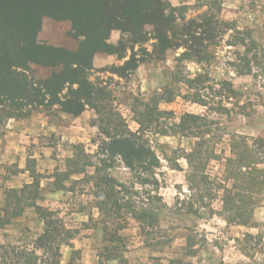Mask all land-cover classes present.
Returning <instances> with one entry per match:
<instances>
[{"label":"clouds","instance_id":"clouds-1","mask_svg":"<svg viewBox=\"0 0 264 264\" xmlns=\"http://www.w3.org/2000/svg\"><path fill=\"white\" fill-rule=\"evenodd\" d=\"M169 3L173 8L188 9L184 14L185 22L209 10V5L204 0H169ZM197 4L201 6L195 7ZM215 11L212 9V12ZM167 13L168 9H165V14ZM216 19L229 24L235 22V27H228L217 37L219 43L209 48L215 57L210 62L189 59L177 61L176 58L187 51L185 47L180 46L175 50L168 49L163 60L138 63L128 80L112 72H94L88 77V80L94 83L96 75L101 76L105 82L108 76H112L113 82L108 87L116 97L112 101L113 110L120 113L131 132L142 135L148 141L147 147L158 162L152 165L151 173H149L144 171L138 162H134V168L128 166L122 156L117 154L114 157L115 164L107 169L110 177L116 182L113 185L115 190L121 193L125 201L129 200V196L122 191L121 185L129 188L133 193H139L138 196H131L137 211L149 206V197H159V204L163 206L154 209L158 212L157 225L153 228L145 225V231L154 233L152 236L141 233L142 222L137 221L131 212H128L124 219L117 220L120 224L127 221V226L119 229L118 235L127 237L125 241L127 250L123 251L122 255L129 264H156L155 260L149 257H159V264H170V261L175 259H182L183 264H264V174L256 177L258 183L255 188L234 187L237 184L246 185L249 173L253 175L264 173V151H258L256 143L258 139L264 138V69L251 63V71L240 74L228 62L239 63L236 53L238 52L240 56L245 54L248 40L246 38L244 44L227 43L236 31L243 32L245 29H251V39L264 46V0H221V10L216 15ZM177 22H180L178 15ZM121 35L120 29H112L105 43L117 45ZM128 35L126 32L123 33L125 39ZM154 43L156 40L150 38L143 47L148 52H152ZM140 47V43L134 45L137 60L141 56ZM132 50L126 49L127 54L121 59H117L115 54L109 55L106 59L97 57L94 59V67L113 64L122 66L130 59ZM248 55L251 57L252 53ZM178 68L187 79H195L198 74L205 73L210 77L206 86L200 90V98L206 103L191 99L196 89L189 88L184 80H174L173 77ZM116 81L119 83L117 84ZM220 81H230L233 90L240 95H228L227 98L224 95H216V91L221 88ZM207 85L212 86L211 90ZM72 87L75 89L79 85L73 84ZM165 87L178 88L179 94L172 102L160 101L157 110L172 111L175 113L174 116L170 118L160 116L158 130H155L154 125L153 128L145 129L141 133L140 123L132 118L135 115L132 111L133 97L147 102L153 92L162 93ZM67 91L66 84L63 91L58 94L62 102L65 100L64 94ZM128 93H131V96H128ZM186 96L189 98L185 99ZM125 97H127L126 102ZM81 103L84 107L79 115L71 116L60 112V120H54L52 123L49 121L53 118L44 111H33L30 116L23 119L12 116L0 123V165L15 164L17 168L24 169L4 181L2 177L7 173L4 167H0V183H3L6 188L19 189L24 184L33 183L30 170L26 167L29 159L37 161L38 173L50 174L56 170L57 165L60 172L67 171L66 159L74 158L75 153L72 148L74 144H83L84 151L92 157V164L86 168L85 172L73 173L63 181L64 188H58L55 191L46 190V185L54 181V176H46L40 180L42 190L40 195L43 199H37L35 204L46 207L52 212L59 209L57 214L63 219L65 228L79 229L68 243L59 245V251L62 254L59 264H68L73 250H81V258L77 264H97V261L102 259L97 252L107 243L103 240L104 223H107L110 231L116 227V223L111 220L101 223L103 213L95 201L104 200L105 196L103 193L99 196L94 195L96 191L94 180L78 185L75 191L66 190L73 181L83 180L85 175H95L96 167L100 166L101 159L107 155V153H98L101 140H110V137L100 131L98 124L91 123L92 120L98 119L95 109L83 100ZM217 106H222L229 111L227 113L216 111ZM59 107V104L52 105L53 111ZM241 107H244L243 112L240 110ZM24 110L27 111V109ZM185 113L214 122L208 125L211 131L204 132L202 136L183 135L179 131H173V125L178 126ZM53 133L59 138L55 148L49 146L47 140L42 142L41 139ZM241 137L244 138L252 159L237 167L235 162L238 156L233 151L232 145L234 142H239ZM94 139L95 143H93ZM201 140L207 143L206 151H202L200 161L204 163V168L198 174L206 175L209 181H212L211 192L214 196L211 199L207 195L204 196L205 206H202L199 200L193 201L194 213L181 209L180 214H176L175 209L180 207L178 200L189 201L197 191L196 188L191 187L192 182L189 180V176L195 171L193 167L195 162L190 163L188 157ZM54 151L56 157L52 158ZM207 152H211L212 155H207ZM150 159L151 157L143 163L147 165ZM230 160L233 162L232 165H229ZM230 169L241 173L242 178L230 175ZM137 177L144 178L148 182L141 183ZM153 180L155 183L152 182ZM177 185L180 187L177 188ZM216 185H223V187ZM80 188L84 189L83 193L79 191ZM226 190H231L233 195L236 192H242L249 198L247 212L250 213V218L247 224L240 223L239 218L231 219L235 217L236 210L225 208L223 197ZM200 191L203 192L204 188L201 187ZM235 203L239 205L240 201L237 200ZM81 204L84 205V211L79 210ZM2 205L3 196L0 194V206ZM121 211L124 212L123 209ZM0 215L3 214L0 213ZM92 222L97 224L95 229L91 226L87 228L83 226ZM25 227L30 231H24ZM189 229H191L190 233ZM157 230L161 233L160 235H155ZM43 231L44 221L38 218L35 207L29 205L20 217L13 218L11 223L0 228V244L16 246L18 251L20 249L35 251L37 256H44V250L34 248L33 243ZM189 234L196 240V243L192 244V249L198 250L195 255L184 254ZM246 234H251L253 237L247 246L245 245ZM257 237H259L258 244ZM237 238H239V244ZM157 240H168L169 243L156 249L146 245V241L155 243ZM216 241L218 243H214ZM37 264L42 262L37 261ZM104 264H120V261L117 258L104 261Z\"/></svg>","mask_w":264,"mask_h":264},{"label":"trees","instance_id":"trees-1","mask_svg":"<svg viewBox=\"0 0 264 264\" xmlns=\"http://www.w3.org/2000/svg\"><path fill=\"white\" fill-rule=\"evenodd\" d=\"M165 9H168L167 15ZM177 11L178 8L171 7L168 0H0V123L12 116L27 118L33 110L52 108L53 104H59L61 111L77 116L83 111L81 100L100 113L103 107L105 109L103 101L108 94L90 82L88 77L95 69L93 61L97 54L124 57L125 32L129 34L128 42L134 46L148 40L150 32L146 26H152L151 35L156 40L158 57L164 56L170 48L183 46L187 49L184 59L198 57V62L204 61L205 56L200 50L203 39L194 36L193 28L198 27L194 20L184 22V18H179L182 23H178ZM45 17L71 22L69 35L80 39L77 50L40 42L38 35ZM208 28L211 26L208 25ZM112 29L122 32L117 45L105 43ZM203 34L205 39H210L206 31ZM32 65L52 68L53 71L46 78H37ZM137 65L138 61L132 57L124 66L115 67L112 71L123 77L128 70H135ZM66 84L68 91L62 102L58 94ZM73 84L79 87L74 89ZM106 148L111 158L120 154L128 166L134 168V162H138L148 169L143 161L151 157L152 152L137 133L129 131L111 136ZM149 161L152 162L151 159ZM104 180L107 185L115 184L110 176ZM99 208L106 218L112 217L115 212L111 211L116 210L105 203ZM130 212L139 221L151 219L154 215L150 211L142 212L141 216L137 210L131 209ZM19 215L16 212L13 217ZM42 220L44 231L36 239L34 248H42L45 255L37 256L35 251H18L16 246L0 244L2 264H37V261L59 264L62 255L59 245L68 243L75 232L65 228L63 219L55 212H43ZM69 264H73V259Z\"/></svg>","mask_w":264,"mask_h":264},{"label":"rangeland","instance_id":"rangeland-1","mask_svg":"<svg viewBox=\"0 0 264 264\" xmlns=\"http://www.w3.org/2000/svg\"><path fill=\"white\" fill-rule=\"evenodd\" d=\"M169 1V0H168ZM205 3L209 5V10L205 13H202L199 17L190 19L186 22H190L191 20H194L196 26L198 28H193L194 30V36L202 38V47L200 50L202 51V55H204V62H210L215 57L212 52L209 51V48H212L216 46L219 41L217 40V37L220 36L228 27H235V22H232L231 24L223 21H219L216 19V15L221 10V0H204ZM200 4L195 5V7H200ZM212 9H215V12H212ZM188 9L186 7L178 8L177 15L179 18L185 19V12ZM207 21V24L205 22ZM210 21V22H209ZM181 22V21H180ZM185 22V20H184ZM183 22V23H184ZM182 23V22H181ZM214 23V25H213ZM208 25L211 26V28H208ZM223 25V27L221 26ZM195 26V27H196ZM71 22L68 20L62 21V20H55L50 17H45L43 19V24L41 31L38 35V39L41 43L49 44L52 46H61L65 47L71 50H77L80 39H75L69 35L71 32ZM147 31L150 32L148 37V40L152 38L151 32L153 30L152 26L146 27ZM208 31H207V30ZM212 29V33H210ZM207 32L210 34V39H205V35L203 32ZM199 33V34H198ZM207 35V34H206ZM208 36V35H207ZM252 36V30L251 29H245L243 32L236 31L233 35V38L228 40L227 43L229 44H244L245 39L247 38L248 42L246 44V51L243 56H240L237 52L239 63L235 62H228L229 64H232L240 74L250 72V64L255 63L258 67L261 69H264V46L260 45L256 40L251 39ZM122 37V35H121ZM128 39L124 38L125 41V47L126 49H133L130 59H134V61L144 62V61H152V60H163L165 58L164 56L158 57L157 50H156V43L152 45V52H148L144 47L143 44L147 41L141 43V47L139 49V52L141 53L140 59L137 60V52L134 49V46L132 43L128 42ZM175 50V49H173ZM186 52V51H185ZM184 52V53H185ZM184 53L181 54L180 57H177V61L184 60ZM248 53H252L251 57H249ZM127 54L125 51L124 56ZM109 55L113 54H106V53H99L95 56V58L99 57L100 59H106ZM117 56V59H121L123 57H120L119 55L115 54ZM190 55V53H189ZM94 58V59H95ZM198 57H192L190 60H197ZM129 59V60H130ZM127 62V61H126ZM198 62V60H197ZM94 63V61H93ZM124 66V65H122ZM32 70L37 78H46L48 77L51 72L53 71L52 68H47L43 66L38 65H32ZM118 68L115 64L113 65H105L103 67H95V69L91 72V75L94 74V72H112L113 68ZM133 71H127L123 78L125 80H128L130 78V73ZM174 80H184L189 88H195L196 92L191 96V99L195 101H199L200 103H206V101L201 100L200 98V90L203 89L206 86V82L210 79V77L205 73L203 75H197L195 79H187L184 77L180 71L179 68L177 70V73L174 75ZM113 82L112 76L107 77V82H105L101 76L96 75L95 76V82L94 85H97L99 88L104 90L105 94H108V98L103 101L105 103V109L104 107L101 109L100 113L98 114V119L92 120V124H98L100 126V131L104 133V135L110 137L109 141L101 140L100 147L98 149V153H107L106 157L101 159L100 166L96 167L95 169V175L89 176L85 175L83 180L80 181H73L72 184L69 186L66 190L75 191L80 184H87L89 181H95V193L94 195L99 196L101 193L104 194L105 199L104 200H97L95 201V204L99 207L100 205H108V207H114L116 210L111 211L115 212L112 214V217H104L101 220V223H104L105 221L111 220L113 223H116V227L113 228L111 231L108 229L107 223H104L103 228V240L106 241L104 247L97 252V255L101 257L102 259L97 261V264H104V261H111L113 259L119 258L120 264H129L128 260L124 259L122 253L123 251L127 250L125 246V241L127 237H122L118 235V230L121 228H124L127 226V221H125L124 224L117 223V220L124 219V217L127 215L128 212H130L131 209L136 210L134 206V202L131 200L132 195H139V193H133L130 191L129 188L125 186H121L122 191L129 196V200L125 201L123 199V196L119 191H116L114 188V184L111 183L110 185L106 184V181L104 178L106 176H110L107 172V169L112 167L115 164L114 157L111 158V155L109 154L107 150V144L111 142V136H117L121 134H126L130 130L127 127V124L125 123L124 119L121 117L119 112H115L113 110L112 101L116 99V97L113 95L112 90L109 89L108 85ZM118 84L119 81H116ZM221 88L216 91V95H224L225 98H227L228 95L231 96H239L240 93L233 90L232 84L230 81H220ZM209 90H211L212 86L207 85ZM179 94L178 88H172V87H165L164 91L162 93L157 94L156 92H153L151 97L147 102L143 101L142 99L138 97H133V104H132V111L135 113V115L132 117L134 120H137L140 125V132L143 133L145 129L153 128V126H156L155 130L159 129L160 125V116H165L166 118H170L174 116V112L168 111V112H160L157 110V105L160 101L165 102H172L175 99V96ZM128 96H131V93H128ZM189 97H185V99H188ZM171 101H168L170 100ZM127 100V97H125V102ZM102 102V101H101ZM40 111L46 112L47 115L52 117L49 121V123H52L54 120L59 121L60 120V112L59 108H57L55 111H53L52 108H39ZM219 112H225L227 113L229 110L222 107L217 106L215 109ZM241 112L244 111V107H241ZM65 113V112H64ZM71 115V114H69ZM73 116V115H71ZM112 122L110 124V122ZM166 123V120H165ZM211 123H214L212 121H207L206 119L198 116H194L190 113H185L181 117V123L177 125H173V131H179L183 135H203L204 132L211 131V128L208 127ZM195 129V131H193ZM135 133V132H134ZM140 139L148 144V141L142 137V135H138ZM99 138V137H97ZM42 142L44 140H47V143L49 146L55 148V145L58 141V137L53 133L48 137H42ZM93 143H95V139L93 140ZM206 141H199L194 149V151L189 155V161L190 163H193V167L195 171L189 176V180H191V187H194L197 189V191L193 194V197L189 201H179L178 204L180 207L175 209L176 214H180L181 209H186L188 213H194L195 209L193 208V201L199 200L202 206L204 205V196L207 195L210 199L213 198L214 194L211 192V184L212 181H209L208 177L206 175H199L198 173L203 171L204 163L200 162L202 160L201 153L202 151H206L205 145ZM258 145V151H264V138L258 139L256 141ZM35 147V145H33ZM72 148L74 150L75 156L71 159H66V165H67V171L60 172L59 166L57 165L56 170H54L52 173H38L36 171V163L37 161L34 159L27 160L26 167L30 170V175L33 177V183L32 184H24L22 188H6L4 187L3 183H0V189H2V196H3V205L0 206V213L3 215H0V225L4 227L5 225L12 222L13 218L20 217L22 213L24 212L25 208L29 205H32L35 207V212L38 214V218L42 220V213L43 212H50L48 208L41 207L39 205H36L35 202L37 199H43V197L40 195L41 189H40V180L42 178H45L46 176H54L55 179L52 181V183L46 185V190L49 191H55L58 188H64L63 181L67 180L71 174L73 173H80L85 172L86 168L88 166H91L92 164V157L91 155L87 154L84 151V145L83 144H74L72 145ZM233 151L237 153L238 159L235 162L236 166L238 167L240 164L249 162L252 159V155L249 152L247 145L244 143V138L241 137L239 142H234L232 145ZM181 154H183L181 152ZM98 155V154H93ZM207 155H212L211 152H207ZM175 156V153H174ZM56 157L55 151L52 153V158ZM218 159V157H217ZM152 162L149 161V163L146 165L148 169L143 168V164L139 163V166L146 172L151 173L152 165L157 164V160L155 158V155L152 153L151 156ZM233 162L230 160L229 165H232ZM0 167H4L6 170V175L2 177L4 181H7L11 178V176L16 175L18 172L24 171V169H19L15 164L9 166V165H0ZM135 167V166H134ZM78 171V172H76ZM229 174L232 176L240 177L242 178V174L238 171H235L233 169L229 170ZM264 173H257L256 175H253L252 173H249L248 181L246 185H234V187H242L246 186L248 188H255L258 181L257 176L262 175ZM137 179L141 183L148 182L144 178L137 177ZM155 183V181H152ZM116 183V182H115ZM217 187H223V185H216ZM180 186L177 185V188ZM201 187L204 188V191L201 192ZM79 191L83 193L84 189L80 188ZM115 191V194L113 193ZM147 194V193H146ZM108 196V198L106 197ZM225 201V208L226 209H235L236 215L235 217H232L231 219L239 218L240 223H248V220L250 218V213L247 212V205L250 203L249 198H247L242 192H236L234 195L231 192V190H226L225 195L223 197ZM239 200L240 204L237 205L235 201ZM143 203V201H141ZM149 206L147 208H141L139 216L142 215V212L144 211H150L154 213L153 218L151 219H143L140 225V231L143 235L146 236H152L154 233L151 231H145V225H147L149 228H153L158 223V212L154 211V209H158L163 207L159 204V197H149ZM126 208V209H124ZM124 210L122 213L121 210ZM80 211H84V205L81 204V207L79 209ZM18 212L20 215L13 217L14 214ZM52 212V211H51ZM59 212V209L55 212L56 214ZM58 215V214H57ZM133 215V214H132ZM136 219L135 215H133ZM62 219V218H61ZM91 220V216H90ZM137 220V219H136ZM139 221V220H137ZM85 228L91 226L92 228H96L97 224L96 222H92L91 224H84ZM24 231H30L27 227H25ZM76 233L79 232V229L73 230ZM191 232V229H189V233ZM161 233L157 230L155 232V235H160ZM183 235V233H181ZM40 236V235H39ZM38 236V237H39ZM37 237V238H38ZM36 238V239H37ZM253 239L251 234H246L245 236V245H248V242H250ZM257 244L259 243V237L256 238ZM36 241V240H35ZM35 241L33 243H35ZM201 241H203V238H201ZM169 243L168 240H157L155 243H151L149 241H146V245L150 248L156 249L158 247H161L164 244ZM196 243L195 237L191 234L187 236V247L184 249L185 255H195L196 251L192 249V244ZM218 243V241L214 242ZM237 243L239 244V238H237ZM72 247V246H70ZM21 250V249H20ZM23 250V249H22ZM162 250V248H161ZM74 253H70V257L68 260V264L70 263V260L73 259V264H77V261L81 258V250H74ZM149 259H154L156 264H159V257H149ZM183 264L182 259H175L170 261V264Z\"/></svg>","mask_w":264,"mask_h":264},{"label":"crops","instance_id":"crops-1","mask_svg":"<svg viewBox=\"0 0 264 264\" xmlns=\"http://www.w3.org/2000/svg\"><path fill=\"white\" fill-rule=\"evenodd\" d=\"M102 54V53H101ZM33 111H40L39 109H36V110H33ZM66 114H68V113H66Z\"/></svg>","mask_w":264,"mask_h":264}]
</instances>
